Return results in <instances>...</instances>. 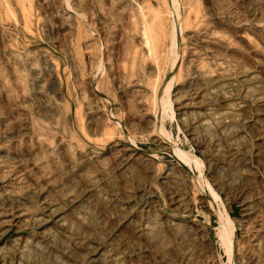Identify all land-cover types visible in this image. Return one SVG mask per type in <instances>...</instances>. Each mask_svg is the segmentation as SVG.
Here are the masks:
<instances>
[{"label": "rangeland", "instance_id": "rangeland-1", "mask_svg": "<svg viewBox=\"0 0 264 264\" xmlns=\"http://www.w3.org/2000/svg\"><path fill=\"white\" fill-rule=\"evenodd\" d=\"M248 218L264 0H0V264H241Z\"/></svg>", "mask_w": 264, "mask_h": 264}, {"label": "built area", "instance_id": "built-area-1", "mask_svg": "<svg viewBox=\"0 0 264 264\" xmlns=\"http://www.w3.org/2000/svg\"><path fill=\"white\" fill-rule=\"evenodd\" d=\"M248 211L247 215L251 213L250 209ZM236 225L234 230L239 236L235 238V254L238 256V262L249 264L248 262L252 261V264H264V234H261L264 231V222L261 220L259 224H254L253 220L248 218L243 224L241 221ZM204 264H212V260Z\"/></svg>", "mask_w": 264, "mask_h": 264}, {"label": "bare ground", "instance_id": "bare-ground-1", "mask_svg": "<svg viewBox=\"0 0 264 264\" xmlns=\"http://www.w3.org/2000/svg\"><path fill=\"white\" fill-rule=\"evenodd\" d=\"M191 9V8H190ZM143 11V10H142ZM153 13V12H152ZM144 16V15H143ZM158 17V16H157ZM147 19V18H146ZM158 19H162V18H158ZM151 21V20H150ZM164 21V20H163ZM159 22V21H158ZM135 24H136V22H134ZM200 23V22H199ZM173 24V23H172ZM146 25V24H145ZM158 25V24H157ZM161 26V27H160ZM159 27H160V29H163V27H162V25H161V23H159ZM152 28V27H151ZM148 29V26L146 25V27H143V34L145 35V39L146 40H144L145 42H146V45H148V46H150L149 44H150V39H152V38H150L149 39V31L147 30ZM173 29V28H172ZM151 30V29H150ZM158 30H159V28H158ZM141 31V32H142ZM148 32V33H147ZM152 32V31H151ZM163 33V32H162ZM159 34H161V31H160V33ZM165 33H163L162 35H164ZM153 35V34H152ZM155 35H156V33H155ZM161 35V36H162ZM156 37H158V36H156ZM155 37V38H156ZM163 37V36H162ZM159 38V37H158ZM165 38V37H164ZM193 38H194V36H193ZM169 39H170V41H171V45L172 46H174L175 45V33H174V31H173V33H172V35H170V37H169ZM196 39V38H195ZM195 42H196V40H194ZM193 42V41H192ZM152 43V42H151ZM194 43V42H193ZM192 43V44H193ZM152 48H155V47H153L152 46ZM207 49V48H206ZM152 49H150V51H151ZM152 52V51H151ZM190 56H189V58H188V67H193V65H195L194 63L196 62V56L194 55V54H192L193 52H191L190 51ZM149 57V56H148ZM196 66V65H195ZM194 68V67H193ZM191 69V68H190ZM196 69V68H195ZM196 73V72H195ZM217 76V75H216ZM215 78V77H214ZM213 79V78H212ZM217 79V78H216ZM206 82V81H205ZM189 84H191V86L193 85V83H189ZM207 84V83H206ZM207 86V85H206ZM201 87V86H200ZM220 99V98H219ZM222 102V101H221ZM223 103V102H222ZM260 103H262V101L260 102ZM259 104V103H258ZM185 105V104H184ZM261 106V105H260ZM162 127V126H161ZM175 154H176V156H177V158L178 159H180L181 160V162L185 165V166H187V167H189V168H199V166H200V161L197 159V158H193L190 154H187V153H182V152H175ZM209 192H210V194H211V196L213 197V199H214V201H215V194H214V192L212 191V189L210 188V186H209ZM178 201V200H177ZM46 203V202H45ZM9 206V205H8ZM18 207V206H17ZM52 207V206H51ZM49 211H50V209H48ZM46 212V211H45ZM44 212V213H45ZM48 212V211H47ZM221 212V211H220ZM54 212H52V214H53ZM12 216H13V212L12 213H10ZM20 214V213H19ZM19 214H17V216L19 215ZM229 215V214H228ZM230 217V216H229ZM18 218H20V216L18 217ZM17 218V219H18ZM231 218V217H230ZM234 222V221H233ZM233 226H234V229H235V223H233ZM230 228V227H229ZM221 229V228H220ZM219 229V231L220 232H218V233H220V237H221V240H222V244H223V246L224 245H226V243L228 244V245H231V240L229 239V236L227 235V233H226V231L223 229V230H220ZM231 229H232V227H231ZM228 232V231H227ZM230 234V233H229ZM231 235V234H230ZM235 237H234V233L232 234V252H233V239H234ZM221 244V245H222ZM219 245V244H218ZM225 247H227V250H229L228 249V246H225ZM97 256V255H96ZM225 256V255H224ZM225 258H226V256H225ZM231 258H232V255H231ZM231 262H232V259H231V261H230V263L229 264H231Z\"/></svg>", "mask_w": 264, "mask_h": 264}]
</instances>
